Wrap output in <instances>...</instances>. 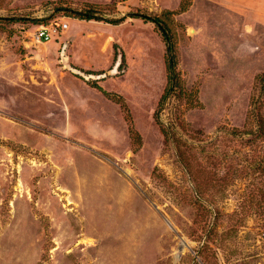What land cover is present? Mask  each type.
<instances>
[{
	"label": "rangeland",
	"instance_id": "374dc122",
	"mask_svg": "<svg viewBox=\"0 0 264 264\" xmlns=\"http://www.w3.org/2000/svg\"><path fill=\"white\" fill-rule=\"evenodd\" d=\"M0 264H264V0H0Z\"/></svg>",
	"mask_w": 264,
	"mask_h": 264
},
{
	"label": "trees",
	"instance_id": "16d2710c",
	"mask_svg": "<svg viewBox=\"0 0 264 264\" xmlns=\"http://www.w3.org/2000/svg\"><path fill=\"white\" fill-rule=\"evenodd\" d=\"M77 17L84 21H98V22H106L112 25H119L125 21L126 18L120 19L117 21H104L100 17L97 16V12L93 10L77 12ZM131 18H140L145 22H151L156 24L160 30L162 31L163 37L168 44V63L167 70L169 75V90L173 88L174 85L178 82V73H177V59L174 51V43L170 37L169 30L167 26L158 18H153L151 16L141 15V14H130Z\"/></svg>",
	"mask_w": 264,
	"mask_h": 264
},
{
	"label": "built area",
	"instance_id": "2783aa9c",
	"mask_svg": "<svg viewBox=\"0 0 264 264\" xmlns=\"http://www.w3.org/2000/svg\"><path fill=\"white\" fill-rule=\"evenodd\" d=\"M50 15L54 14V9L49 10ZM69 29V24L63 19H56L50 23H40L33 34L36 43H49L61 37ZM66 47V46H65Z\"/></svg>",
	"mask_w": 264,
	"mask_h": 264
},
{
	"label": "water",
	"instance_id": "95a60500",
	"mask_svg": "<svg viewBox=\"0 0 264 264\" xmlns=\"http://www.w3.org/2000/svg\"><path fill=\"white\" fill-rule=\"evenodd\" d=\"M112 74V73H109V75Z\"/></svg>",
	"mask_w": 264,
	"mask_h": 264
},
{
	"label": "bare ground",
	"instance_id": "6f19581e",
	"mask_svg": "<svg viewBox=\"0 0 264 264\" xmlns=\"http://www.w3.org/2000/svg\"><path fill=\"white\" fill-rule=\"evenodd\" d=\"M193 32V31H192ZM115 74V73H114Z\"/></svg>",
	"mask_w": 264,
	"mask_h": 264
}]
</instances>
